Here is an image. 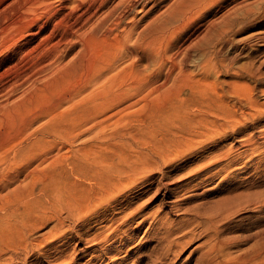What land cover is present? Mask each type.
Instances as JSON below:
<instances>
[{"label":"rangeland","instance_id":"374dc122","mask_svg":"<svg viewBox=\"0 0 264 264\" xmlns=\"http://www.w3.org/2000/svg\"><path fill=\"white\" fill-rule=\"evenodd\" d=\"M9 1L11 2L12 0ZM65 1L66 0H49V2L55 3L56 5L64 2L68 9L76 5V1L75 3L73 0ZM70 1L72 2L68 3ZM115 1L112 0L107 6H112ZM171 1L172 0H150L146 6L137 9L136 12L130 15L122 25L124 27L118 31H114V33H120L123 28L126 27L129 29L134 25L137 28L136 31H141L140 28L146 27L155 18L158 19V23H163L168 17V6L175 0ZM249 3L254 7H259L261 5L259 0H251ZM5 6H7L6 3L2 5L3 8ZM233 7V0H217L215 3L207 2L196 8L197 10L195 11L191 25L186 26V28L176 31L163 30L159 33H151L148 31V33H145L140 41L136 43L137 45L134 47V54L132 57L119 61L115 68L109 73L110 76L120 77L121 82H124L122 87L125 84H133V81L134 83L136 81H143L146 84H154L155 86L160 85L165 79L170 65L168 62L170 59L168 60L166 56L170 58L173 56L176 62H178L179 68L185 71L187 70L186 72L189 74L191 73L192 80H200L201 84L197 85L201 89L199 91L217 96V101L214 100L211 102L210 99L208 100L206 97L197 96L185 104V114L204 115L206 119L202 123L193 122L189 132L190 134L186 140L182 138L183 135L180 131V129L183 128L181 124L183 121H180L181 123L178 122L176 126V129H178L176 133L177 136L173 138L178 139L180 141L179 144H170L169 146H165L164 144V131L161 130V123L158 121L159 119L157 117L159 114V107L163 104L162 98L157 97L155 99V97L152 96L147 98L145 103L142 102L135 106L126 107L123 111H119L124 108L123 106L125 104H115V102L109 101L99 105L98 102L101 98H99L98 93L94 105L91 104L90 106L88 114L84 115L79 120L76 131H73V127L70 125L71 128L63 127L65 131V136L63 138L45 135L47 139L42 143L40 140L38 141L34 156L28 157L29 160L34 158L30 165V170L27 169L28 171H22L20 170V165H22L23 160H26L25 157L18 156L15 158V161L11 163L12 157L10 158L9 156H12L13 151L18 148L22 142L28 139V133L32 131V129L46 123L47 117L39 119L33 125L32 129L29 131L27 130V132L24 131L26 123L53 109L62 102L68 94L78 90L84 80L95 75L96 70H101L106 65L108 59H113L117 42L99 36L90 43L83 42V44H76L73 47L74 49L72 48L71 52L65 57L63 63L69 62V60L71 61L74 58V54L76 55L77 52L80 54L78 60L81 62V70L74 74L55 75L45 80H43L45 77H41L38 80L39 82H37V89H35V91H37L33 92L27 90L28 94L26 92L22 93V90L19 88L15 92H12V96L7 94L12 91L9 83L12 75L9 74L4 77L1 75L11 69L14 66L13 64H18L19 66L22 64V68H29L34 60L29 62L28 58L30 57L27 58L25 55L23 56V53H21L23 51L18 52L20 50L18 48H21L24 52L28 50L32 52L31 56L38 58L41 55L36 47L41 43L44 35L33 37V40L31 39L32 37L24 34V37L20 38L21 42L18 43L19 46L17 45L18 47L13 48L15 53H12L13 49H11L6 55L0 57V89L3 88V86L5 89L4 91L3 89L0 90V101L3 100L0 102V168L3 169V173L0 174V196L2 195L0 199V217H5V220H0L3 221L0 227V264H57L56 260L59 256L57 252L59 249L64 251L63 255L67 254V260L64 261L63 264H201L204 262V264H217L221 261L223 264H245L246 262H248L246 264L264 263V240L262 239L264 238V135H262L264 130V11H262L263 14L258 11L259 14L257 12L254 14L255 16L252 15L250 18L242 20L241 22V20L237 19L235 21L234 19L235 17H239L238 15L242 13L241 10L233 9ZM64 13H66V11ZM211 22L213 23L212 28L211 25H208L211 24ZM226 22L229 23L225 25ZM51 25L52 24L48 26L47 30L51 28ZM213 30H218L219 33L216 31V33L213 34ZM47 32L45 34H48ZM218 36H220L221 39L218 38ZM54 41L55 40L52 42ZM52 42H48V45L52 44ZM215 42H218V44ZM187 44H190V46ZM72 51L75 52L73 53ZM71 56L73 58H71ZM161 57L164 58L163 62L160 63ZM50 58L51 56L44 62V65H46V62L52 61V58L51 60ZM103 81L105 80L102 78L98 80L96 83L97 89L103 84ZM5 85L9 87H5ZM92 88L93 87L88 88L86 92L90 91ZM1 91L4 94H2ZM25 94L26 96H24ZM84 94L85 93L82 95ZM247 97H252V99L258 102V104L261 105V110L258 108V110L251 108L248 105ZM133 99L134 98L131 100ZM221 103L229 104L231 110L239 109L237 120L239 123L234 121L230 126L228 122L225 123V120L222 121V111L220 110L222 108L220 105ZM246 104L248 106H246ZM66 107L67 105H64L62 110ZM218 110L221 114L218 113ZM206 111L208 113H206ZM245 112H247L248 115ZM213 117H215L216 120ZM138 120L142 121H140L141 124ZM204 122L206 127L204 126ZM212 124H214L215 127ZM206 131H209V134ZM193 132L195 134H193ZM73 133H77V135L74 136ZM148 136H150L151 139ZM245 136L246 138H242ZM136 137L138 139H136ZM248 137H251L250 142H245V139H248ZM151 141L152 143H150ZM256 141L258 142L256 143ZM138 142H140V144ZM132 143H134V145ZM158 143H161L163 146L162 150L159 149V151L161 150L160 153H166L170 157H175V155H177L174 158L176 160L172 164L169 163V165H165V162H163L161 158H156L157 156L155 153V158L158 160L157 163L160 162V164L158 163L160 168L158 167V169L152 170V183L144 189H147L149 193L146 190L145 193L137 195L143 190V188L138 186V188L124 195L127 200L130 201L132 207L140 206L141 213L139 212L133 222L124 227H120V230L109 242L91 245L93 243V241H91V235L101 231L100 229L107 225V220H109V218L106 219L103 215L104 209L107 206L101 204L95 208L99 215V220L96 219L91 222L90 226L82 228L76 226L74 222L69 221L66 223V226L59 228L58 231L52 229L47 237V241L53 243V248L50 246L43 247V245H36L37 247L29 251L28 254L23 250L22 243L18 240L20 234L16 228V226H18L17 223L15 226V221L22 219L31 223L34 221L37 222V231L35 234H30L31 238L34 237V235H46L49 233L48 230L56 223L58 218H60V213L64 208L65 194H63L61 190L65 181L69 180L75 184H81V182H83L84 185L98 184V180L94 181L91 178L82 180L78 175L73 174L72 176L70 165L82 154L74 153L73 150L81 148L86 144H98L100 147L95 149L98 153H112L113 149L112 154L123 150L128 154L142 156V154L146 152V149L144 150L143 148L147 147V150L150 151V149H153L154 145ZM141 145L144 146L141 148ZM215 154L218 155L217 157L220 156V159L215 158ZM203 157L206 160L202 159ZM211 157L212 161L210 162ZM251 158L254 159V161ZM224 162L225 164H222ZM232 164L233 166H231ZM194 167L197 168L194 169ZM254 167H256V169ZM33 168H36V171L28 175V172ZM60 169L64 171L61 172ZM185 170H193V173L187 171L185 174ZM181 174H184V177L180 176ZM174 176L176 178L178 176V179L176 180ZM165 180H167V182H165ZM162 183L164 184L162 185ZM159 188L161 189L159 190ZM27 189L28 191H19ZM51 190H56L55 197H59L58 199L48 194ZM31 191L32 194L30 193ZM17 192L26 199L22 201L19 195H15ZM4 194L9 196V198H5L3 196ZM145 196L146 199L144 200ZM38 200L42 201L41 207H37L36 203ZM250 201H252V203ZM257 203L258 205H256ZM25 205L28 213H17V209H22ZM114 205L115 204L111 205L112 211L114 212L111 211V213H106V215H108L107 217H112L110 214L114 215L118 213L119 210L117 211V207ZM28 207H31V209L27 210ZM229 210L230 212H228ZM147 212L149 213L147 214ZM209 214H214L216 216V225L221 245V253H219L217 257H221L219 260L216 257V260L213 259L212 261L206 262L205 259L202 258V255L211 247L212 243H214L213 231L203 233L201 228L195 226V222ZM189 218L190 220H188ZM194 219L197 220L195 221ZM187 220L193 222L190 228L194 232L196 239L187 245L182 252L178 249L165 257H161L163 249L160 242V231L162 230L157 226L160 225L159 227H161L160 222L163 221L169 223V227L171 223H173V226L170 228L173 227V232H178L175 233V237L181 238L182 234L189 229H185L184 226L185 223H189ZM18 221L20 223L21 220ZM183 221L185 223L182 224L181 222ZM20 224L22 230H28L24 222L23 225L26 228L23 227L22 222ZM176 225H178V227H176ZM157 229H159V231ZM152 234H154V236ZM209 241L212 242L210 243ZM232 242L234 243L232 244ZM236 243H238V245ZM98 252L105 253L98 262L96 261V263H94L88 261L90 257L89 254H96ZM245 253H250L251 255ZM230 254L232 255L230 256ZM246 255L249 258L246 257ZM240 257L242 258L240 259ZM261 257L263 260H261ZM70 258L73 259L71 260ZM233 261L235 262L233 263Z\"/></svg>","mask_w":264,"mask_h":264},{"label":"bare ground","instance_id":"6f19581e","mask_svg":"<svg viewBox=\"0 0 264 264\" xmlns=\"http://www.w3.org/2000/svg\"><path fill=\"white\" fill-rule=\"evenodd\" d=\"M8 1L9 0H0V9H1L0 10V57L3 55H6V53L9 52L11 49L18 47L19 46L18 43L21 42L20 38H23L24 34H27V36L32 37L31 39H33V37L35 38L36 36L38 37L40 35H44V36L42 38L41 43L38 44V46L36 47V49L38 51H40V55H41L38 58H36L35 56L34 57L31 56L32 52H29L28 50H27L28 52L27 51L24 52V50H21V48H18V49H20L18 52L23 51V52H21V53H23V56L25 55V57H27V58L30 57V58H28L29 62H32L33 60L34 61L32 62L31 66L29 68H22V64L20 66L18 64H16V65L13 64L14 66L10 65L13 67L11 69L7 70L5 72V74L3 73L1 75L2 77L8 76L9 74L12 75L10 82H9L10 83V89H12V91L10 93H7V94L11 95L12 92L13 91L15 92L18 88L20 90H22V93H25V92L27 93V90H31L34 92L35 89H37V82H39L38 80L41 77H45L43 79V80H45V79L51 78L55 75L59 76L61 74H63V75L64 74H74V73L80 71L81 70V62H80V60H78V58L80 57V54L77 52H76V55L74 54V58L71 56V58H73L71 61L69 60V62L67 61V62L63 63L65 57H67L68 53L71 52L72 48L78 43H82V44H83V42L90 43L93 39H96L99 36H102L104 39H109V40L117 42V46L115 47V53H114L113 59L112 60L108 59L106 65L101 70H96L95 75L84 80L83 83L81 84V87L78 90L68 94L62 100V102H60L58 105H56L53 109L46 112L44 115H41L35 119L29 120L26 123V125L24 127L25 132H27V130L29 131L30 129H32L33 125L39 119H41L43 117H47L46 123L38 125L36 128L32 129V131H30L28 133V139L25 140L24 142H22L21 145L18 146V148H16L13 151L12 156L11 155L9 156L10 158L12 157L11 163H13L15 161V158H17L18 156L25 157L26 160H23L22 165H20V170H22V171H25V170L30 168V165H31L32 161L34 160V158H31L30 160H29V158L34 156L35 147L37 146L38 141L40 140L42 143L47 139V138H45V135H49L50 137L58 136V137L63 138L65 136L64 135L65 131H64L63 127H67V128L70 127L71 128V126H72L73 131H76L78 124H79V120L84 115L88 114V112L90 110V106H91V104L94 105V101H95V98L97 97L98 93H99V98H101L100 101L98 102L99 105L105 104L109 101L115 102V104L116 103L125 104L123 106L124 108H122L119 111H123V109H125L126 107L135 106V105H138L142 102L145 103L147 98L152 97V96L155 97V99L157 97L162 98L163 104H161L159 107V114L157 117L159 119L158 121H160V123H161L160 124L161 130L164 131L163 134H164L165 146H169L170 144L171 145L177 144V143L179 144L180 141L176 138H173V137L177 136L176 133L178 132V129H176V126H177L178 122L183 121V123L180 122L183 126V128L180 129V131L183 135L182 138H185V140H186L190 134L189 132H190L191 125L193 124V122L196 121V122L202 123L206 119V117H204V115H193L190 113L185 114L184 107L188 101L194 99V97H197V96L206 97V99H208V100L210 99L211 102L214 100L217 101L216 95H209L208 93H203V92L199 91L201 89L197 85L201 84L200 80H194V79L192 80L191 79V73L189 74L188 72H186L187 70L185 71V70H182L181 68H179L178 62H176V60L174 59L173 56H172V58L166 56V58H168V60L170 59V61H168L170 65L168 67V71H167L168 73L166 74L165 79L163 80V82L160 85L155 86L154 84H149V83L146 84L143 81H141V82L136 81L134 83V81H133V84H128V85L125 84L126 86L124 85L122 87L124 82H121L120 77L109 75L110 71L115 68L116 64L119 61H122L126 58L129 59L132 57V55L134 54V47H135V45H137L136 43L140 41V39L142 38V36L145 33H148V31H150L151 33L152 32L159 33L160 31H163V30L176 31L178 29L180 30L182 28H186V26L191 25V21L194 18V14H195V11L197 10L196 9L197 7H200L204 3L206 4L207 2L208 3H215L217 0H175L174 2H172L173 1L172 0L171 1L172 3L168 6V9H167V11L169 10V13L167 15L168 17L164 20L163 23H161V24L158 23V19L155 18L146 27L140 28L141 31L140 30L136 31L137 28L134 25L133 27H131L129 29H127L126 27L123 28L120 32L121 34L120 33H114V31H118L119 29L124 27L122 25L124 24L125 20L128 19V17H130V15H132L134 12H136L137 9L143 8L144 6H146L150 0H117V1L114 0L115 3L112 6H107L109 4V2H111L112 0H73L74 3L76 1V5H75V7L69 8V9L66 7V4L64 2L56 5L55 3L49 2V0H12L11 2L10 1L8 2ZM250 1L251 0H235V1L233 0V4H234L233 9H239L242 12L240 15H238L240 18L239 17L234 18L235 21L238 19V20H241V22H242V20L248 19L252 15L255 16L254 14L257 13L258 11L259 12L264 11V0H259L261 5L259 7L255 6L256 8L254 6H252V4H251L252 2L249 3ZM71 2L72 1H70L68 3H71ZM4 3H6L7 6H5L3 8L2 5ZM157 7H159V6H157ZM65 11H66V13H64ZM223 11H225V10H223ZM259 12H258V14H259ZM262 14H263V12H262ZM204 19H205V17H204ZM217 20H218V18H217ZM212 22H211V24H208V25H211V28H212V24H213ZM214 23H216V22H214ZM228 23L229 22H226L225 25ZM50 24H52V25H51V28L49 29L50 30L49 31L47 29H48V26ZM137 25H139V24H137ZM47 31H49V32H47ZM216 31H218V30H213V34H215ZM46 32L48 34H45ZM197 33H198V31H197ZM211 33H212V31H211ZM217 33H219V31ZM225 37H226V35H225ZM218 38H220V36H218ZM53 40H55L56 42L55 41L52 42ZM29 42H31V41H29ZM48 42H52V44L48 45ZM215 43L218 44V42H215ZM144 45H145V43H144ZM187 45L190 46V44H187ZM23 47H25V46H23ZM31 49H32V47H31ZM181 52H184V51H181ZM12 53H15L14 49H13ZM175 53H174V55H175ZM81 54H82V52H81ZM211 55H212V53H211ZM49 56H51L52 61L46 62V65H44L45 64L44 62L49 58ZM51 58H50V60H51ZM71 58H69V59H71ZM163 58L164 57H161L160 63L163 62ZM177 60H178V58H177ZM20 62H22V61H20ZM29 62H28V64H29ZM17 63H19V62H17ZM8 78H10V77H8ZM101 78L105 81H103V84L100 87H98V89H97L96 83ZM256 79H258V78H256ZM1 80H3V79H1ZM45 82H47V81H45ZM125 83H127V82H125ZM5 84H6V82H5ZM8 85H5V87L6 86L9 87ZM90 87H93L94 89L92 88L90 91L86 92L87 89ZM2 89H3V91L5 90L4 86L0 90H2ZM83 93H85V94L82 95ZM2 94H4V93L2 92ZM154 94H156V95H154ZM24 96H26V94ZM132 98H134V99L131 100ZM247 100H248V105L251 108L256 109V110H258V109L261 110L260 109L261 105H259L258 102H256L254 99H252V97H249V98L247 97ZM2 101H0V102H2ZM64 105H67V107L62 110V107ZM112 105L114 106L113 103H112ZM220 105L222 106V108L220 109L222 111V114L219 113V110H218V113L221 114L222 121L225 120V123L228 122L230 124V126H231V123H233L234 121L238 122L237 120H238V116H239V113H238L239 109L233 108L234 110H231V106L229 104L221 103ZM248 105L246 104V106H248ZM1 109H2V107H1ZM216 112H217V110H216ZM241 112H243V111H241ZM206 113H208V112L206 111ZM211 113H212V111H211ZM245 113H247V112H245ZM216 115H217V113H216ZM247 115H248V113H247ZM213 118H215V117H213ZM247 118H248V116H247ZM130 120H132V119H130ZM215 120H216V118H215ZM140 121L138 120V122H140ZM141 122H140V124H141ZM136 123H137V121H136ZM212 125L214 126V124H212ZM215 125H216V123H215ZM179 126L181 127L180 124H179ZM204 126H205V122H204ZM204 126H203V128H204ZM209 126H211V125H209ZM207 133L209 134V131ZM71 134H72V131H71ZM193 134H195V133L193 132ZM193 134H192V136H193ZM217 134H218V132H217ZM73 135L76 136L77 133H73ZM262 135H264V130L262 132ZM198 136H200V135H198ZM205 136H208V135H205ZM148 137H150V136H148ZM113 138H114V136H113ZM123 138H126V137H123ZM159 138H161V137H159ZM242 138H246V136L242 137ZM136 139H138V138L136 137ZM150 139H151V137H150ZM188 139H192V138H188ZM250 139H251V137H248V139H245V142L246 141L250 142ZM161 142H162V140H161ZM257 142L258 141H256V143ZM138 143L140 144V142H138ZM150 143H152V141ZM132 144L134 145V143H132ZM143 146L144 145H141V148ZM97 147H100V146H98V144H90V145L86 144L85 146H82L81 148H77V149L73 150L74 153H80V154L82 153V154L79 158H77L75 161H73L70 165L71 169H72V172H71L72 176H73V174H75V175H78L80 178H82V180H86L88 178H91L94 181L98 180V184L95 183L93 185H84L83 182H81V184H79V183L75 184L74 182H71L69 180L65 181L64 185L62 186V190H61L63 192V194H65L64 195L65 196L64 208L60 213V218H58L56 223L48 230L49 231L48 234H46V235H44V234L34 235L35 232L37 231L36 228L38 227L36 221L31 223L29 221L18 219V220H21L20 223L22 222V225L24 222L25 223L24 225H26L28 227V230H26V231L22 230L20 228L21 224L19 223L18 220L14 222L15 226H16V223L18 225V226H16V228L18 229L19 234H20L18 240L20 241V243H22V246L24 248L23 250H25V252H27V254L29 253V251L34 250V248L37 247L36 245H38V246L43 245V247H49L50 246L51 248H53V243L51 241H47L48 240L47 237L51 233L50 231L52 229H55V231H58L59 228H63L64 226H66V223L69 221L74 222V224L76 226H79L82 228L90 226L91 222H93L99 218V215H98L97 211L95 210V208L101 204H104L105 206H107L104 209L103 215H104V217H106V219L109 218V220H107L109 223L107 222L106 223L107 225H105L103 228L100 229L101 231L97 232L96 234L91 235V241H93V243L91 245H97V244L109 242L113 238V236L116 235L117 232L120 230V227H122V226L124 227L125 225H128L129 223L133 222L140 212V206L132 207V205H130V201H128L126 196H124V195H126L129 191L131 192L133 189L138 188V186L143 188V190H141L137 195L145 193V191L147 189L146 190H144V189L147 188L152 183V180H151V175L153 174L152 170L158 169L159 164H160V162H158L159 164L157 163L158 160H156V158H161L163 160V162H165V165H169V163L172 164L175 162L176 159H174V158L177 156V155H175V157H170L166 153H164V154L160 153V151L162 150V147H163L161 143L154 145V148L152 147L153 149H150V151L147 150V147L143 148L144 150L146 149V152L144 154H142V156L128 154L123 150H120L119 152L112 154L113 149H112V153H98L95 151V149ZM139 148H140V146H139ZM159 149H161V150L159 151ZM182 149H184V148H182ZM155 153L157 156L156 158H155ZM175 154H179V153H175ZM208 156H209V154H208ZM217 156L218 155H216L214 157L215 158L220 157V156L219 157H217ZM221 156H223V155H221ZM222 158H224V157H222ZM202 159H204V157ZM210 159H211L210 160V162H211L212 157ZM204 160H206V159H204ZM226 160H228V159H226ZM252 160L254 161V159H252ZM257 160H258V158H257ZM228 162H230V161H228ZM219 163H221V162H219ZM194 164H195V162H194ZM203 164H204V162H203ZM222 164H225V162ZM256 164H257V162H256ZM217 166H219V165H217ZM231 166H233V164ZM253 166H254V164H253ZM182 167H184V166H182ZM197 167H198V165H197ZM197 167H194V169ZM254 168L256 169V167H254ZM210 169H212V168H210ZM177 170H178V168H177ZM35 171H36V168H33L30 172H28V175H29V173L33 174ZM60 171L63 172L64 170L60 169ZM187 171L185 170V174L187 173ZM190 171H188V172H190ZM2 173H3V169L0 168V174H2ZM159 175H160V173H159ZM183 175L184 174H181L180 176H183ZM174 177H173V180H174ZM177 179H178V176H177L176 180ZM159 180L162 181L161 179H159ZM171 180H170V182H171ZM192 181H195V180H192ZM155 182H158V181H155ZM165 182H167V180H165ZM163 184L164 183H162V185ZM165 184H167V183H165ZM241 184H242V182H241ZM33 186H31V187H33ZM201 186H202V184H201ZM152 187H154V186H152ZM235 187H236V185H235ZM160 189L161 188H159V190ZM19 191H28V189L27 190H19ZM17 193L16 194L14 193V194L19 195V197L22 201H24L26 199L24 196H22L19 193L17 194ZM20 193H22V192H20ZM30 193L32 194V191ZM148 193H149V191H148ZM255 193H257V192H255ZM48 194H50L54 198L56 196V190H51L48 192ZM147 195H149V194H147ZM1 196H0V199H1ZM3 196L7 199L9 198V196H7L5 194ZM122 197H124V198H122ZM58 198L59 197H55V199H58ZM258 198H256V199H258ZM145 199H146V196H145L144 200ZM246 200H248V199H246ZM51 201H53V200H51ZM131 202H132V200H131ZM250 202L252 203V201H250ZM35 203H34V205H35ZM36 204H37V207H41L42 201L38 200V202ZM113 204L116 205V206L115 205L114 206L117 207V211L118 210L119 211L117 214H114V215L110 214V216H112V217H107L108 215H106V213H108V212L111 213V211H112L111 205H113ZM136 204H139V203H136ZM239 205H241V204H239ZM256 205H258V203ZM23 207L24 208H22V209H20V208L17 209V213H19V214H22L24 212L28 213V211H26V205ZM29 209H31V207L27 208V210H29ZM20 210H22V211H20ZM186 210H187V208H186ZM231 211H232V209H231ZM112 212H114V211H112ZM200 212H202V211H200ZM228 212H230V210ZM148 213L149 212H147V214ZM16 216H18V215H16ZM147 217H149V216H147ZM195 217H196V213H195ZM199 217H200V215H199ZM150 218H152V217H150ZM220 219H221V217H220ZM0 220H5V217H3V218L0 217ZM165 220H167V219H165ZM188 220H190V218ZM191 220H192V217H191ZM163 222H160L161 227H159L160 225L157 226L158 228H160V230H162V231H160L161 232L160 233V242H161L162 249H163V252L161 253V257H165L169 253L175 252L178 249L181 250V252H182V250L187 245H189L190 243H192L194 241V239H196L194 232L190 228L191 224L193 222H191V221H190L191 223L189 221H188L189 223H185L184 221L181 222L182 224L185 223L184 224L185 229L189 228L186 232H184L182 234L181 238L175 237V235H176L175 233H178V232H173V227L170 228L171 226H173L172 225L173 223H171V225L169 227L168 226L169 223H166V221L164 223ZM216 223H217L216 216L214 214H209V215L203 216V218H201L199 221L195 222V226L198 228H201L203 233H209L210 231H213V240L215 239L214 243H212L211 247H209L207 249V251H205L204 254L202 255V258L205 259L206 262L212 261L213 259L216 260L217 255L219 253H221V245H220V240H219V236H218V229H217ZM2 224H3V221H0V227ZM232 224H234V223H232ZM24 225H23V227H25ZM176 227H178V225H176ZM157 230L159 231V229H157ZM31 233H34L33 234L34 237H32V238L30 237ZM154 234H152V235L154 236ZM152 235H151V237H152ZM224 236H225V234H224ZM220 238H222V237H220ZM205 239H206V237H205ZM262 239L264 240V238H262ZM209 242L211 243L212 241H209ZM233 243L234 242H232V244ZM236 244L238 245V243H236ZM201 246H203V245H201ZM235 247H236V245H235ZM227 250H223V251H227ZM259 250L261 251L260 248H259ZM228 251H231V250H228ZM254 251H256V250H254ZM256 252H259V251H256ZM57 253L59 254V256L56 260L57 264H63L64 261L67 260L66 259L67 254L63 255L64 251H62L60 249L58 250ZM104 254L105 253H99V252L96 254H89L90 257H89L88 261L96 263V261L98 262L104 256ZM245 254H247V253H245ZM249 254H247V255H249ZM252 254H253V252H252ZM231 255L232 254H230V256ZM247 255H246V257H248ZM246 257H244V258H246ZM173 258H174V256H173ZM219 258H218V260H219ZM241 258L242 257H240V259ZM70 259L72 260L73 258H70ZM261 260H263V258ZM38 261H40V260H38ZM221 262L220 263L218 262L217 264H223ZM234 262L235 261H233V263ZM204 263H201V264H204ZM239 263H241V262H239ZM246 263H248V262H246ZM235 264H237V263H235ZM262 264H264V263H262Z\"/></svg>","mask_w":264,"mask_h":264}]
</instances>
